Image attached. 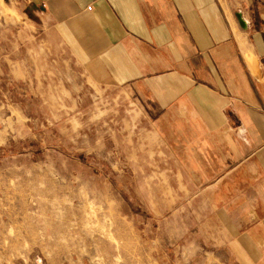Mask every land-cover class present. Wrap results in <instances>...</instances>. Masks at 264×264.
<instances>
[{"label":"crops","instance_id":"obj_1","mask_svg":"<svg viewBox=\"0 0 264 264\" xmlns=\"http://www.w3.org/2000/svg\"><path fill=\"white\" fill-rule=\"evenodd\" d=\"M16 1L46 39L45 63H63L58 86L74 79L76 110L105 97L123 171L152 174L161 191L150 204L218 232L234 264H264L259 0Z\"/></svg>","mask_w":264,"mask_h":264},{"label":"rangeland","instance_id":"obj_2","mask_svg":"<svg viewBox=\"0 0 264 264\" xmlns=\"http://www.w3.org/2000/svg\"><path fill=\"white\" fill-rule=\"evenodd\" d=\"M18 12L0 0V264H234L218 232L150 204L161 191L123 171L105 97L76 110L74 79L58 86L63 63Z\"/></svg>","mask_w":264,"mask_h":264},{"label":"water","instance_id":"obj_3","mask_svg":"<svg viewBox=\"0 0 264 264\" xmlns=\"http://www.w3.org/2000/svg\"><path fill=\"white\" fill-rule=\"evenodd\" d=\"M236 17H237L241 27L244 28L246 26V21L243 19L242 14L241 13H237Z\"/></svg>","mask_w":264,"mask_h":264}]
</instances>
